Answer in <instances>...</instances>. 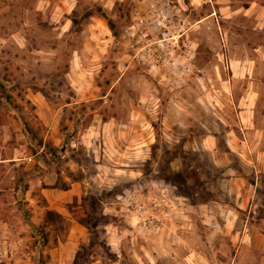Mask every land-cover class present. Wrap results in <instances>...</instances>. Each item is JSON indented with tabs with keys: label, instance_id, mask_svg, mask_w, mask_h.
<instances>
[{
	"label": "rangeland",
	"instance_id": "374dc122",
	"mask_svg": "<svg viewBox=\"0 0 264 264\" xmlns=\"http://www.w3.org/2000/svg\"><path fill=\"white\" fill-rule=\"evenodd\" d=\"M116 2L124 0H0V159L15 156L14 149L24 141L19 116L39 140L49 128H59L63 136L54 140L56 148L65 146L67 158L78 164L58 166L84 179L82 204L66 206L81 227L69 229L61 215L57 228L49 222V243L54 245L49 249L36 246V227L46 213L42 217L37 213L40 222L33 223L36 214L12 195L18 180L14 170L23 165H0V222L7 227L14 252L0 264H39V254L49 256L47 264H74L79 251L81 264H190L182 259L190 249L205 254L206 261L199 264H264V157H259L264 134H247L252 147L242 161L228 150V129L215 117L231 112L229 86L220 79L231 76L226 60L237 59L247 62L248 80L240 87L258 93V118L264 126V0H163L171 20L155 38L163 32L178 36L197 22L193 31L197 44L193 53L187 48L195 62L182 84L174 79L161 82L141 57H128L136 39L128 33L131 23L127 25L124 17L118 21V37H107L110 45L103 67L99 71L93 67L87 58L98 42L92 28L96 17L86 24L83 18L92 7L101 6L117 21L124 12L118 13ZM129 4L131 21L141 5L146 8L141 0ZM97 32L104 38L102 31ZM78 55L84 56L83 68L76 60L73 63ZM80 76L83 83H73ZM212 108L213 117L208 115ZM110 118L120 125L111 145L98 140L91 149L79 143L72 146L70 137L80 138V131L99 128ZM209 131L219 135L218 166L207 152L185 146L188 141L200 142ZM230 167L250 180L254 192L250 205L237 211L241 238L235 251L226 234L230 229L209 231L204 222L221 221L206 216L203 209L208 202H228L220 183L229 179L223 172ZM20 173L25 179L29 175ZM190 217L198 233L193 238L187 228ZM150 220L155 227L140 228ZM74 232L83 238L71 243Z\"/></svg>",
	"mask_w": 264,
	"mask_h": 264
},
{
	"label": "crops",
	"instance_id": "0c3cea01",
	"mask_svg": "<svg viewBox=\"0 0 264 264\" xmlns=\"http://www.w3.org/2000/svg\"><path fill=\"white\" fill-rule=\"evenodd\" d=\"M156 2L161 8L163 7L164 3L161 0H157ZM141 8L142 5L140 6L139 11L141 10ZM94 23H96L92 25V28L95 29L94 39L96 38L98 42L95 45L91 46V50L89 51L90 57H88L87 59L92 61L91 63H93V67L96 70L98 69L97 71H99V69L103 67L105 61L107 60L105 54L110 44H106V42H110V39H107V37L111 38L112 32L110 31V29L108 30L106 22L103 19L96 18L94 20ZM196 23L190 26V28H186L187 30H185L184 33L178 34L177 36L179 41H181L182 43L187 42L188 47L192 49V53L194 45L197 44L195 41L196 33H193V31H195L194 29H196ZM133 24L134 23L132 18L131 24L127 29L129 34L136 33V31H134L135 29H131ZM97 31H102L104 34V38H101V34H98ZM203 32L206 35L207 31L204 30ZM128 57L133 60V57L130 54L128 55ZM83 58L84 56L78 55L76 58H74L73 63H75L76 60L78 63H80V68H83ZM194 62H192V64H194ZM226 65L231 71V76L227 80H220L224 87L229 86L228 94L230 95V98L227 97V99L232 105V107H230L231 112L226 114V116L222 114L219 116H215L216 113L213 112L212 108L211 114L208 115H211L212 117L215 116L218 120V123L221 124L222 128L228 129L227 136L225 137V144L227 145V148L230 152L236 154L243 161L245 160V156L247 155V149L251 150L252 147V143L248 140L247 134H256V136L264 134V126L262 125L263 122L261 121V119H259L260 117L258 118V93H256V91H254L252 88L245 89L242 87L244 89L243 90L240 87V83L242 81L248 80L247 62H241L237 59H229L226 60ZM81 77L82 76L76 79H72L73 83H75L76 85L82 84L84 79L81 80ZM95 77L96 76H94V78ZM117 83H119V79L116 80L115 85H117ZM218 92H221L219 88ZM211 96H213V92H211ZM211 98L213 99V97ZM80 101L83 102L82 99ZM222 104L224 107L226 105L228 106L226 102H223ZM211 106H213L212 103ZM118 124L119 123L115 118H110L106 122L102 121L99 124V128H95L98 126L93 125L90 128L85 129L84 131H80L78 134L80 135V138L78 137L72 140V137H70V143L73 147L77 146V144L79 143L80 145H84V147H87L88 149L96 146L98 144V140H102L104 141V143L110 142L108 144L111 145L112 140H117V138L115 139V137H117V132L120 130V128H117L120 126ZM122 127L126 128L127 125L124 124V126ZM22 135L24 137V141L19 143V145L16 146V149H14L16 155L10 158L0 159V165L8 164L11 166L10 168L16 167L17 165H19V167L23 165L24 167H20V169L14 170V172L18 174V180L15 182L17 187H14L13 189H11V191L14 199L16 200V203L23 201L27 204V207L31 210V212L36 214V216L32 217V221H34L33 223L35 224L40 222V220L36 221L38 219L37 213L42 217L44 216V213H46L48 210H51L59 213L62 220L69 223V229H79L81 227V221L73 217V213L68 214L69 210L68 208H66V206H79V204H82V182L71 183L70 189L66 191L55 187L59 178H63L65 181H69L68 177L66 176V168L59 167L58 163L71 166L72 163L76 165L78 164V162L73 158H67V148L65 146H62L60 149L61 158L58 159V163L53 159V157H51L50 153L46 149V145L48 142L53 144V146L55 147H59L58 144L54 142V140L59 141V138H62L63 134L60 133V129L49 128L46 133L41 136L43 139L42 144H39L35 139L28 140L23 132ZM261 138H263V136L260 137V140ZM261 143H263V140L259 142V144ZM30 146L35 147L36 151H34ZM185 146L188 147L189 150L191 149L193 151H196L202 149L203 151L207 152L210 156L211 163L215 166H218L220 143L219 135L217 133L209 131L200 142L197 140L188 141ZM19 148L25 149L23 151H18ZM20 154H25V157H19L18 155ZM259 157H264V151H260ZM95 161H97V158L95 159ZM70 169L72 171H75L72 167ZM20 171H23V174H29L26 176V179L24 175L20 176ZM226 174H228L229 179L222 180V183H220V192L222 193V195L229 197L228 202L224 201L223 203H221L219 201H212L205 203L203 208L204 211H206V216H210L211 219H220L221 222L211 221L209 223L204 222V224L206 223V228H208L209 231H212L213 227L220 228L223 231H225V229H230V231L226 234L229 233L228 235L230 237L232 247L235 251L239 243V238H241V231H238L236 228L237 222L239 220L237 211L244 210V208L250 205V199L253 198L254 192L251 189L252 185L248 183L250 180L244 176L237 175L236 169L230 167L223 172V176ZM225 182L228 184L230 183V185L232 184L233 186L229 188L227 187L228 184H225ZM208 209L211 211H208ZM39 210L40 212H38ZM213 210L216 214L212 213ZM220 216L224 217L221 218ZM222 219L224 220L222 221ZM189 221L191 222H188L187 224V228L189 229L188 233L189 236L193 238L196 237L198 233L193 230L195 229V224L191 220V217ZM180 223L182 224V222ZM176 227L180 229V225H176ZM214 233L216 236L221 237L219 233ZM224 233L225 232H223V234ZM74 234L76 236L71 235L69 238L71 243L73 241H79V238H83L81 234L77 235L75 232ZM177 236V238L181 239L182 241L184 240V237L180 234H178ZM205 238H208V235ZM235 255H237V251L233 256L236 257ZM182 257L183 262L186 263V261H188V263L190 264H199L203 261H206L205 254L200 249H190L188 251V254Z\"/></svg>",
	"mask_w": 264,
	"mask_h": 264
},
{
	"label": "built area",
	"instance_id": "2783aa9c",
	"mask_svg": "<svg viewBox=\"0 0 264 264\" xmlns=\"http://www.w3.org/2000/svg\"><path fill=\"white\" fill-rule=\"evenodd\" d=\"M141 1L143 5H146V8L142 6L143 9L133 15L134 24L131 29H135L136 33L131 36L136 40L132 45L134 51L131 56L141 57L144 64L160 75L161 82L174 79L178 84H182L185 74L193 67L189 59L187 42L182 43L177 36H169L166 32H163L159 38L156 37L157 39L154 36L158 30L165 27L164 24L169 19L171 20V14L167 8L168 2L164 3L161 8L157 4V0ZM161 1L163 2V0ZM148 227H155V221H144L143 225H140V228ZM13 255L7 227L0 222V262Z\"/></svg>",
	"mask_w": 264,
	"mask_h": 264
},
{
	"label": "trees",
	"instance_id": "16d2710c",
	"mask_svg": "<svg viewBox=\"0 0 264 264\" xmlns=\"http://www.w3.org/2000/svg\"><path fill=\"white\" fill-rule=\"evenodd\" d=\"M132 0H124V2H116L115 7L118 11V13L121 12V16L119 18V16H117V21H114L112 19V17H110L107 13V11L101 7V6H94L92 7V12L90 15L86 16L83 18V23H87V21L90 18H100L103 19L104 21L107 22L108 28L110 29V31L112 32V34L117 38L118 37V30H119V26H118V21L119 19H122L123 17L126 18V24H130L131 23V17H130V12L132 9V4H129ZM129 4V5H128ZM75 14V13H74ZM9 100V97H8ZM20 123L22 124V129H23V133L26 135V137L28 138V140H32L35 139L39 144H42V139H36L35 137H32L33 131L34 129L30 126L29 123H27L26 121H24L23 118L17 116L16 117ZM108 121L107 119H103V122ZM157 141L159 140V135H157ZM31 147V146H30ZM34 151H36L35 147H31ZM154 148H156V146H154ZM46 149L47 151L50 153L51 157H53V159L57 162L58 159H60L61 155H60V151L58 150V148H56L55 146H53V144L51 143H47L46 145ZM58 163V162H57ZM59 164V163H58ZM66 176L68 177L69 181H65L63 178H59L55 187L58 189H62V190H69L71 187V183L74 182H83V178H78L75 173L73 172H67ZM60 217V214L57 213L56 211H51L48 210L46 212V216L43 219V222L36 227V233H38V242H36V246H38L39 244H42V246L47 247L49 249H53L54 245L49 243V239L51 238L52 234L47 231V226H49V222L52 225V227L57 228L58 226L56 225V219H58ZM88 229H90L91 227V221L87 223ZM56 239V238H55ZM56 241V240H54ZM56 243V242H55ZM83 252L79 251L77 253L76 259L74 264H81V258H82ZM50 258L49 256H46V258L44 259V257L39 254V258L37 260V263L39 264H47V262H49Z\"/></svg>",
	"mask_w": 264,
	"mask_h": 264
}]
</instances>
